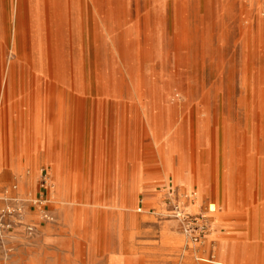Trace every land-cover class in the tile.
I'll return each mask as SVG.
<instances>
[{
	"label": "rangeland",
	"instance_id": "obj_1",
	"mask_svg": "<svg viewBox=\"0 0 264 264\" xmlns=\"http://www.w3.org/2000/svg\"><path fill=\"white\" fill-rule=\"evenodd\" d=\"M119 256L264 264V0H0V264Z\"/></svg>",
	"mask_w": 264,
	"mask_h": 264
},
{
	"label": "built area",
	"instance_id": "obj_2",
	"mask_svg": "<svg viewBox=\"0 0 264 264\" xmlns=\"http://www.w3.org/2000/svg\"><path fill=\"white\" fill-rule=\"evenodd\" d=\"M43 172V171H42ZM50 180L51 178L49 177L48 173H46L44 176H43V186L46 185V184H49L50 183ZM168 191H169V194L171 196H174L176 198V195H177V188L174 187V186H169L168 188ZM194 195V194H193ZM193 195H185V198H187L188 200H192L193 199ZM207 223L203 222L201 223V225H199L198 229H199V233H204V231L206 230V225ZM7 228H9V226H7ZM199 236H196V238H198Z\"/></svg>",
	"mask_w": 264,
	"mask_h": 264
},
{
	"label": "bare ground",
	"instance_id": "obj_3",
	"mask_svg": "<svg viewBox=\"0 0 264 264\" xmlns=\"http://www.w3.org/2000/svg\"><path fill=\"white\" fill-rule=\"evenodd\" d=\"M76 33V32H75ZM107 62V61H106ZM143 75V74H142ZM121 199V198H120ZM210 208L212 211H215L217 208H216V204H211L210 205ZM98 216V215H97ZM126 246V245H125ZM120 255V254H119ZM125 257L124 256H119V257H115V258H111V262L112 264H122V263H125Z\"/></svg>",
	"mask_w": 264,
	"mask_h": 264
},
{
	"label": "crops",
	"instance_id": "obj_4",
	"mask_svg": "<svg viewBox=\"0 0 264 264\" xmlns=\"http://www.w3.org/2000/svg\"><path fill=\"white\" fill-rule=\"evenodd\" d=\"M53 168L55 169V171L57 172V170H56V168H55V165H53ZM169 170V169H168ZM170 171V170H169ZM175 171V170H174ZM171 172V171H170ZM171 174H173L174 175V172L172 173L171 172ZM185 179V176L183 175V180ZM29 181V180H28Z\"/></svg>",
	"mask_w": 264,
	"mask_h": 264
}]
</instances>
